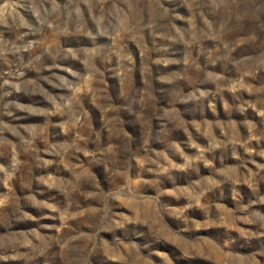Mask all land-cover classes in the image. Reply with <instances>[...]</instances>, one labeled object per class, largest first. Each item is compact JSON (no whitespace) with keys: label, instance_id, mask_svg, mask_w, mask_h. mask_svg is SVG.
I'll list each match as a JSON object with an SVG mask.
<instances>
[{"label":"rangeland","instance_id":"rangeland-1","mask_svg":"<svg viewBox=\"0 0 264 264\" xmlns=\"http://www.w3.org/2000/svg\"><path fill=\"white\" fill-rule=\"evenodd\" d=\"M0 264H264V0H0Z\"/></svg>","mask_w":264,"mask_h":264}]
</instances>
